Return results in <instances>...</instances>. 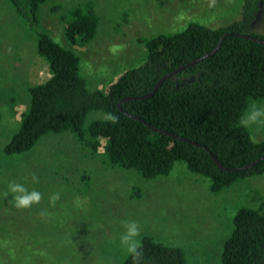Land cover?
I'll list each match as a JSON object with an SVG mask.
<instances>
[{"label": "rangeland", "instance_id": "obj_1", "mask_svg": "<svg viewBox=\"0 0 264 264\" xmlns=\"http://www.w3.org/2000/svg\"><path fill=\"white\" fill-rule=\"evenodd\" d=\"M85 2L92 3L99 17L97 34L84 47L70 46L62 37L59 16ZM242 4V0H46L39 18L43 30L79 55L88 88L104 90L124 70L143 63L141 39L180 31L189 22L225 26L241 18ZM250 31L264 36V5ZM34 45V34L8 1L0 0V150L18 127L27 103L26 87L48 77ZM102 116L91 112L87 123ZM248 130L253 141H264V128ZM33 173L38 183L32 182ZM10 182L35 188L43 199L18 210L11 194L5 195ZM209 185L183 163H175L168 176L144 180L133 171L108 165L102 147L91 153L71 133L46 135L16 160L0 154V264H122L127 253L118 238L113 240L123 231L122 220L139 222V239L146 235L180 247L187 264H222L223 243L235 214L264 200V174L239 179L217 193ZM54 192L60 199L52 207L49 197ZM45 209L50 215H43Z\"/></svg>", "mask_w": 264, "mask_h": 264}, {"label": "trees", "instance_id": "obj_2", "mask_svg": "<svg viewBox=\"0 0 264 264\" xmlns=\"http://www.w3.org/2000/svg\"><path fill=\"white\" fill-rule=\"evenodd\" d=\"M7 1L34 34L35 53L46 63L48 77L26 87L27 103L18 127L0 150L4 158L13 161L29 153L46 135L71 133L91 153L102 147L108 165L133 171L144 180L168 176L175 163H183L191 173L206 178L210 191L217 193L239 179L264 174V159L244 171H225L202 148L227 168L242 167L264 155V141H253L248 128L238 123L251 104H264V44L233 35L264 40L250 31L264 0H242L241 18L225 26L189 22L180 31L141 39L143 63L124 70L104 90L88 88L80 57L68 46L84 47L94 40L99 17L92 3L74 6L59 16L68 44L64 45L41 28L39 11L46 0ZM225 34L230 35L223 38ZM222 38L213 54L167 78L149 98L122 102L148 94L161 77L213 51ZM192 76L193 80H185ZM91 112L104 116L87 123ZM109 114L118 123H112ZM140 239L145 264H187L180 247L151 236ZM263 257L264 200L235 214L221 262L262 264ZM122 264L132 261L126 256Z\"/></svg>", "mask_w": 264, "mask_h": 264}, {"label": "clouds", "instance_id": "obj_3", "mask_svg": "<svg viewBox=\"0 0 264 264\" xmlns=\"http://www.w3.org/2000/svg\"><path fill=\"white\" fill-rule=\"evenodd\" d=\"M109 119L112 123H118V118L109 114ZM242 128L256 127L257 130L264 128V106L252 104L248 111L243 114L238 121ZM32 182L38 183L39 178L35 173L32 174ZM11 194L14 206L18 210L30 209L33 205L39 204L43 199V194L35 188L29 190L24 184L10 182L8 185V193ZM60 199V193L54 192L49 197V204L55 207L56 202ZM43 215H50L47 210L43 211ZM122 232L118 237L113 236V240L119 239L121 247L126 251L127 256L131 259L132 264H145L144 249L141 236V225L135 220H122Z\"/></svg>", "mask_w": 264, "mask_h": 264}, {"label": "water", "instance_id": "obj_4", "mask_svg": "<svg viewBox=\"0 0 264 264\" xmlns=\"http://www.w3.org/2000/svg\"><path fill=\"white\" fill-rule=\"evenodd\" d=\"M226 35H230V34H225V35L223 36V38H224ZM233 35H235V36H239V37H243V38H247V39H251V40H253V41L257 42V43H262V44H264V40H263V39L256 38V37L251 36V35H249V34H237V33H236V34H233ZM223 38L220 40V42L218 43V45L213 49V51H211V52H209V53L203 55L201 58H197V59H195V60H193V61H191V62H189V63H187V64H185V65H183V66H180V67L177 68L176 70H174V71H172V72H170V73L164 75L163 77H161L160 80L155 84V86L153 87V89H152L148 94L143 95V96H138V97H127V98H123V99H122V102H125V101H131V100H134V99H146V98H149L150 96H152V95L154 94V92L157 90V88H158V87L163 83V81H165L167 78H169V77L175 75L176 73L182 71V70L185 69L186 67H188V66H190V65H193V64H195V63H197V62H199V61H201V60L207 58V57L210 56L211 54H213V53L217 50V48L220 46V44L222 43ZM118 108H119V110L122 111V109H121V107H120L119 104H118ZM133 118H134V119H137V120H140V121H142V122H144V120L140 119L139 117L134 116ZM146 124H147L149 127H151L153 130H155V131L164 132V133H166L167 135H169V136H171V137H173V138H179L180 140H183V141H185V142L192 143V144L198 146V144L195 143V142H193V141H190V140L185 139V138H182V137H177L175 134L168 133V132H165V131L160 130V129H156L155 127L149 125L148 123H146ZM202 148H203L206 152H208L209 156H210V157L212 158V160L216 163V165H217L220 169L225 170V171H244V170H246V169H248V168L254 166L255 164H257L260 160H263V159H264V155H262L260 158L254 160V161L250 162L249 164H246V165H244V166H242V167H239V168H227V167H224V166L219 162V160H218V159H217V158H216L211 152H209V150H208L205 146H202ZM262 264H264V257H263Z\"/></svg>", "mask_w": 264, "mask_h": 264}]
</instances>
